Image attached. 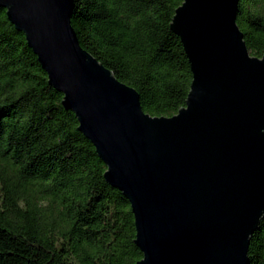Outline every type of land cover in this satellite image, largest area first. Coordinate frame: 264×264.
I'll return each instance as SVG.
<instances>
[{"label":"water","instance_id":"1","mask_svg":"<svg viewBox=\"0 0 264 264\" xmlns=\"http://www.w3.org/2000/svg\"><path fill=\"white\" fill-rule=\"evenodd\" d=\"M241 0H184L171 29L193 81L186 106L152 117L84 50L74 0H0L129 201L137 264H249L264 218V57L237 25Z\"/></svg>","mask_w":264,"mask_h":264},{"label":"trees","instance_id":"2","mask_svg":"<svg viewBox=\"0 0 264 264\" xmlns=\"http://www.w3.org/2000/svg\"><path fill=\"white\" fill-rule=\"evenodd\" d=\"M81 47L135 89L146 114L173 117L193 75L171 25L184 0H74ZM237 25L252 57H264V0H241ZM24 34L0 9V264H137L129 201ZM264 264V218L249 247Z\"/></svg>","mask_w":264,"mask_h":264}]
</instances>
